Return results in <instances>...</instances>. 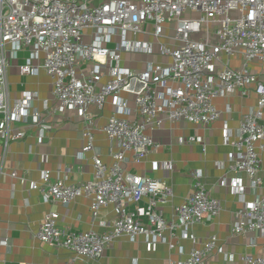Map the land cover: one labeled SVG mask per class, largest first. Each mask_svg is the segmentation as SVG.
<instances>
[{
  "label": "built area",
  "instance_id": "2783aa9c",
  "mask_svg": "<svg viewBox=\"0 0 264 264\" xmlns=\"http://www.w3.org/2000/svg\"><path fill=\"white\" fill-rule=\"evenodd\" d=\"M152 22L156 37L164 26L175 24L173 46L162 44L161 56L170 64L148 63L143 72L121 68L120 51L153 55V45L137 39L144 24ZM95 30L102 40H111L118 31L122 42L115 51L100 44H84L86 30ZM127 33L133 35L127 40ZM29 51L22 75L36 71L38 61L53 79L51 112H78L84 119L90 107L102 110L109 99L114 100L116 114L101 129L117 147L113 164L105 165L94 149V130L87 126L84 137L88 144L83 152L93 153L94 178L84 183L68 184L64 180L51 182L42 172L43 186L34 182L31 189L40 191L46 202L70 206L79 198L91 200V212L98 216L102 208L112 205L116 218L105 233L93 231L73 233L59 227V214L49 212L41 224L36 239L43 244L65 249L75 260L99 261L121 237L139 236L160 239L164 232L179 231L182 240L192 244L189 257L180 264H205L216 249L218 239L210 236L198 248L193 232L195 226L208 218H216L223 210L221 202L212 198L203 176L192 173L193 192L180 206L173 209L168 223L163 206L173 198V191L161 180L135 175L123 169L127 154L141 162L152 150H158L151 135L159 130L166 117L171 122L185 121L204 127L218 121L220 112L214 104L217 98L230 95L257 97V106L241 119L237 136L225 132L226 143L235 149L230 161L233 169L249 178V187L257 191L263 182L260 176L264 151V0H0V142L7 150L12 142L22 141L26 132L16 129L27 123L40 129L38 144L44 143V132L51 126L44 114L50 111V101L43 102V112L33 109L36 92H25L12 101L7 72L11 56ZM241 56L240 68L228 65L218 68L220 55ZM95 66L89 76L77 72L78 59ZM258 63L261 70L251 72ZM109 69L110 81L98 86L102 68ZM121 93L134 96L135 108L128 106ZM227 111L231 109L227 107ZM44 113V114H43ZM202 142L195 138L182 139L183 144ZM83 153V154H84ZM173 170L172 162L155 164V169ZM0 166V176L3 175ZM11 178L19 179L16 171ZM234 194L243 204L234 214L232 232L240 235L264 232V197L245 201V187L240 179L232 185ZM146 200L147 207L140 203ZM135 206L131 211L130 207ZM146 219L147 221L145 222ZM155 247L154 243H150ZM170 249L175 246L170 244ZM242 264H264V258L253 254L241 257ZM170 264H174L171 262Z\"/></svg>",
  "mask_w": 264,
  "mask_h": 264
},
{
  "label": "crops",
  "instance_id": "0c3cea01",
  "mask_svg": "<svg viewBox=\"0 0 264 264\" xmlns=\"http://www.w3.org/2000/svg\"><path fill=\"white\" fill-rule=\"evenodd\" d=\"M136 1V0H135ZM175 24L164 26L161 35L156 37V27L152 22L144 24L143 32L137 36L138 40L149 42L153 45V55L132 54L120 51L121 68L143 72L148 63L168 65L171 60L168 56H161L162 44L173 46ZM122 32L118 31L111 40H102L95 30H86L82 41L84 44H100L102 47L115 51L122 42ZM127 40L132 41L133 35L127 33ZM30 58L28 51L18 52L16 58L11 56L10 67L7 72L10 96L12 101L22 98L25 92H36L38 99L33 102V109L43 112V102L50 101V111L43 113L45 120L51 126L50 131L44 132L45 141L38 144L40 129L31 126L32 118L27 123L17 125L16 129L26 132L22 141L12 142L4 150L0 142V166L4 174L0 176V264H180L186 262L192 244L180 238L179 231L164 232L163 237L139 236L135 239L128 237L119 238L108 250L107 255L99 260H75L74 254L43 244L36 239V234L49 212L59 214V227L73 233L107 232L116 218V211L112 205L102 208L97 217L91 212V200L79 198L64 207L58 203L46 202L40 191L31 189V184L36 182L43 186L42 172L50 175L51 182L64 180L68 184L84 183L94 178L93 153H84L88 144L84 137L86 127L89 125L94 130V149L101 161L111 166L114 162L113 155L117 152L116 145L109 141L101 130L108 120L116 114L114 100L109 99L102 110L95 106L90 107L88 116L84 119L78 112L64 111L53 113L55 106L51 100L53 79L49 77L40 63L33 61L36 71L32 75H22L20 68L27 65ZM241 56L227 57L220 55L218 68L228 65L237 69L242 66ZM92 62L82 61L77 63L79 75L89 76L94 69ZM253 74L261 70L258 63L250 67ZM110 81L109 69L102 68L98 75V86H103ZM121 98L127 101L128 106L135 108L134 96L121 93ZM214 104L221 116L220 119L207 127L185 121L171 122L164 117L162 127L151 135L158 150H152L141 162H135L133 154H127L122 164L126 172L135 175L161 180L173 191V198L163 206L165 218L172 222L173 209L182 205L193 192L191 175L196 172L203 176L210 196L221 202L223 210L216 218H208L203 224L194 227L199 245L210 237L216 236L218 243L216 249L209 256L205 264H242L241 257L253 254L264 258V232H249L234 235L233 217L242 209L243 204L234 194L232 185L240 179L245 187V201L253 202L259 197H264V151L260 152L262 168L260 176L263 178L261 187L253 191L249 187V178L237 173L230 161L235 149L225 141L226 130L233 137L237 136L241 119L257 106V97L230 95L217 98ZM227 107L231 109L227 111ZM264 125V118L261 121ZM195 138L202 140L194 144H183L182 139ZM262 145L264 144L261 143ZM84 153V154H83ZM172 162L173 170L164 168L155 169V164L162 165ZM16 171L19 178H24L25 183L19 179L11 178L10 174ZM140 208L147 207L143 200ZM131 211L135 206L130 207ZM145 222L147 221L144 219ZM150 243H154L155 247ZM170 244L175 246L170 249Z\"/></svg>",
  "mask_w": 264,
  "mask_h": 264
},
{
  "label": "rangeland",
  "instance_id": "374dc122",
  "mask_svg": "<svg viewBox=\"0 0 264 264\" xmlns=\"http://www.w3.org/2000/svg\"><path fill=\"white\" fill-rule=\"evenodd\" d=\"M21 52H23V51H21ZM29 52V51H28Z\"/></svg>",
  "mask_w": 264,
  "mask_h": 264
}]
</instances>
